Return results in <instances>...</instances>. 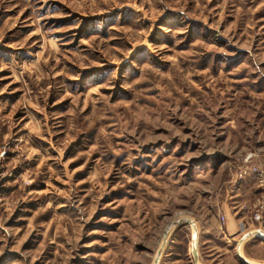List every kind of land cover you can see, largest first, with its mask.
<instances>
[{
    "label": "rangeland",
    "instance_id": "obj_1",
    "mask_svg": "<svg viewBox=\"0 0 264 264\" xmlns=\"http://www.w3.org/2000/svg\"><path fill=\"white\" fill-rule=\"evenodd\" d=\"M251 152L264 0H0V264H196Z\"/></svg>",
    "mask_w": 264,
    "mask_h": 264
},
{
    "label": "crops",
    "instance_id": "obj_2",
    "mask_svg": "<svg viewBox=\"0 0 264 264\" xmlns=\"http://www.w3.org/2000/svg\"><path fill=\"white\" fill-rule=\"evenodd\" d=\"M255 190V189H254ZM256 195L251 188L239 185L235 200L222 204L225 223L221 232L215 227L202 228L197 226L192 233L189 251L193 258L192 240H195L196 264H263L264 220H252L250 204ZM253 232V233H252Z\"/></svg>",
    "mask_w": 264,
    "mask_h": 264
},
{
    "label": "built area",
    "instance_id": "obj_3",
    "mask_svg": "<svg viewBox=\"0 0 264 264\" xmlns=\"http://www.w3.org/2000/svg\"><path fill=\"white\" fill-rule=\"evenodd\" d=\"M256 152L246 154L236 174V182L241 183L250 180L256 190V195L250 204L253 221L264 220V154L256 155ZM260 156V161L257 158ZM225 214H219L221 225L225 223Z\"/></svg>",
    "mask_w": 264,
    "mask_h": 264
},
{
    "label": "water",
    "instance_id": "obj_4",
    "mask_svg": "<svg viewBox=\"0 0 264 264\" xmlns=\"http://www.w3.org/2000/svg\"><path fill=\"white\" fill-rule=\"evenodd\" d=\"M186 221H188V220H186ZM260 235H261V237L264 239V232H260ZM166 237H167V233L165 232L164 234H163V239H162V246L164 245V243L166 242ZM162 246H161V248H162ZM161 250V249H160ZM193 256H194V260H195V262L197 261V256H196V249H195V246L193 247Z\"/></svg>",
    "mask_w": 264,
    "mask_h": 264
},
{
    "label": "bare ground",
    "instance_id": "obj_5",
    "mask_svg": "<svg viewBox=\"0 0 264 264\" xmlns=\"http://www.w3.org/2000/svg\"><path fill=\"white\" fill-rule=\"evenodd\" d=\"M181 219V218H180ZM179 220V219H178ZM175 222V221H174ZM192 224V223H191ZM253 233V232H252ZM192 244L194 245V246H196V244H195V240L193 239V241H192Z\"/></svg>",
    "mask_w": 264,
    "mask_h": 264
}]
</instances>
